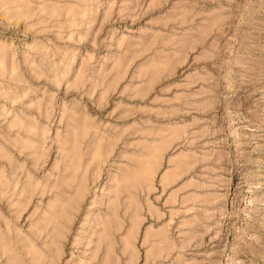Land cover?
<instances>
[{
    "label": "rangeland",
    "instance_id": "obj_1",
    "mask_svg": "<svg viewBox=\"0 0 264 264\" xmlns=\"http://www.w3.org/2000/svg\"><path fill=\"white\" fill-rule=\"evenodd\" d=\"M0 264H264V0H0Z\"/></svg>",
    "mask_w": 264,
    "mask_h": 264
}]
</instances>
